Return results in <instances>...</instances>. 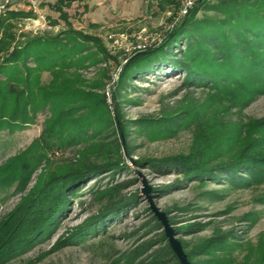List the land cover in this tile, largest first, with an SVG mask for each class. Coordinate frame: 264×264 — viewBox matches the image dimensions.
Returning <instances> with one entry per match:
<instances>
[{"label":"rangeland","instance_id":"rangeland-1","mask_svg":"<svg viewBox=\"0 0 264 264\" xmlns=\"http://www.w3.org/2000/svg\"><path fill=\"white\" fill-rule=\"evenodd\" d=\"M56 1L40 0L35 17L14 22L18 43L66 29L51 8ZM154 2L73 0L64 8L73 29L100 39L111 57L108 62L101 60L94 65L86 61V67L78 68V72L90 82L106 74L104 87L93 92L105 96L113 123H103L101 139L47 154L33 170L24 190L16 192L13 185L0 191V223L58 167L85 157L100 164L98 157L107 156L119 159L122 168L86 180L57 229L3 264H181L154 210L164 215L187 264H264V183L240 189L197 180L180 183L182 176L178 172L158 168V161L163 159L191 155L205 136L224 145L231 143L221 136H230L228 131L264 118V94L251 97L245 106H229L228 102L219 103L204 87L188 88L182 72L164 64L127 81L118 102L112 100L111 90L118 85L123 65L136 54L128 49L122 36L167 34L165 28L173 8L166 0H159L163 9ZM202 16L216 15L205 10L197 15ZM110 35L114 39H109ZM85 45L97 52L91 43ZM97 53L94 59H102V54ZM28 66L33 64L29 62ZM50 78L49 72L41 74L42 83ZM49 116V112H41L34 124L0 131V166L27 150L40 136ZM156 122L169 124L170 131H161ZM118 186L115 198L131 199L118 220L80 242L61 243L107 204L100 195ZM210 257H217V261H206Z\"/></svg>","mask_w":264,"mask_h":264},{"label":"trees","instance_id":"trees-1","mask_svg":"<svg viewBox=\"0 0 264 264\" xmlns=\"http://www.w3.org/2000/svg\"><path fill=\"white\" fill-rule=\"evenodd\" d=\"M72 1L57 0L51 6L63 20L65 30L55 35L26 38L24 43H18L14 22L33 18L34 13L6 10L0 18V131L21 129L34 124L38 113H50L40 136L27 150L0 166V191L13 185L16 192L24 190L33 170L47 154L101 139L103 123L109 126L113 123L105 96L93 92L104 87L106 74L99 81L90 82L78 72V68L86 67V61L94 65L101 60L108 62L111 57L100 39L73 29L64 11ZM159 6L163 9V2ZM205 10L216 16L197 17ZM175 28L167 32L159 45L127 59L118 85L111 90L114 103L118 102L127 81L164 64L180 70L188 88L204 87L219 103L228 102L229 106H245L251 97L264 94V0L200 2L172 35ZM85 43H91L102 59H94L98 53L92 52ZM29 62L33 66H28ZM43 72L50 73L47 83L41 82ZM155 124L161 131H170L169 124ZM120 129L124 127L121 125ZM228 133L230 136L221 138L231 143L224 145L205 136L191 155L158 161L163 165H158L159 170L178 172L182 176L180 183L197 180L239 189L263 184L264 118ZM112 158L98 157L100 164L90 162L88 157L81 158L74 164L56 168L41 180L0 223V264L50 236L86 180L120 170V160ZM117 188L110 187L103 192L100 199H107V204L61 243L80 242L87 235L104 231L114 219L118 220L131 199L115 198ZM206 261H217V257Z\"/></svg>","mask_w":264,"mask_h":264},{"label":"built area","instance_id":"built-area-1","mask_svg":"<svg viewBox=\"0 0 264 264\" xmlns=\"http://www.w3.org/2000/svg\"><path fill=\"white\" fill-rule=\"evenodd\" d=\"M173 8V13L170 14V20L165 28L166 33L174 29L180 20L186 16L189 11L199 2H212L213 0H166ZM40 0H0V15L6 10L17 11H32L36 13ZM156 5H159V0H155ZM38 18H42L41 16ZM165 37V36H164ZM164 37L160 34H147L143 37L140 35H132L130 37L122 36L123 40L128 44V49L133 53L144 52L152 47L159 45ZM121 38V39H122ZM135 39L132 41V39ZM109 39H114V35H110ZM118 40H114L117 43Z\"/></svg>","mask_w":264,"mask_h":264},{"label":"water","instance_id":"water-1","mask_svg":"<svg viewBox=\"0 0 264 264\" xmlns=\"http://www.w3.org/2000/svg\"><path fill=\"white\" fill-rule=\"evenodd\" d=\"M199 3H197L189 11V13L180 20V22L177 24L175 30L172 32V35H174L182 27V25L186 22V20L189 17V15L197 8ZM154 212H155L156 216L159 218V220L162 222V224H163V226L165 228L166 237L168 238V242H169V245H170L172 251L178 257V259L180 260L181 264H187L186 263V257H185V255H184V253L182 251V248H181L180 244L174 239L172 230L167 226L164 215L158 213L156 210H154Z\"/></svg>","mask_w":264,"mask_h":264},{"label":"crops","instance_id":"crops-1","mask_svg":"<svg viewBox=\"0 0 264 264\" xmlns=\"http://www.w3.org/2000/svg\"><path fill=\"white\" fill-rule=\"evenodd\" d=\"M38 12H37V10H36V13H34V14H37Z\"/></svg>","mask_w":264,"mask_h":264}]
</instances>
